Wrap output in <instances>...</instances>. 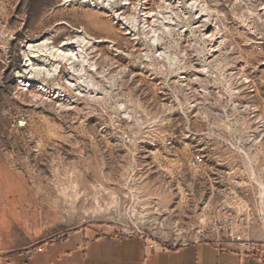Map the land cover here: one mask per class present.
Masks as SVG:
<instances>
[{
    "label": "rangeland",
    "instance_id": "1",
    "mask_svg": "<svg viewBox=\"0 0 264 264\" xmlns=\"http://www.w3.org/2000/svg\"><path fill=\"white\" fill-rule=\"evenodd\" d=\"M81 1L0 0V264L81 228L198 239L204 204L216 205L210 171L189 165L200 150L226 181L249 182L252 171L264 180V0H205L211 30L228 46L201 71L193 65L206 63L209 41L195 28L196 13L161 34L180 58L168 63L111 15L122 0L106 11ZM159 2L150 0L154 9ZM78 29L117 38L124 52L146 45L152 59H129L103 42L96 53L130 69L103 91L70 86L67 64L32 86L20 83L14 69L26 38L60 44ZM252 188L244 187L249 200Z\"/></svg>",
    "mask_w": 264,
    "mask_h": 264
},
{
    "label": "bare ground",
    "instance_id": "2",
    "mask_svg": "<svg viewBox=\"0 0 264 264\" xmlns=\"http://www.w3.org/2000/svg\"><path fill=\"white\" fill-rule=\"evenodd\" d=\"M86 1L82 0L80 3ZM88 1L106 11L112 1L116 0ZM121 4L120 10L114 11L112 9L109 12H112L111 15L120 21L125 34L135 40L139 37L146 38L155 50V57L164 59L168 63L180 62V58L164 45L161 34L165 32L170 34L172 26H178L189 12L196 13L194 15L196 19L195 28H198L201 36L209 41L206 63L203 64L202 68L200 66L197 68L196 64L193 65L195 70L205 69L206 65L214 63L227 49L226 38L222 34L220 35L218 31L211 30L213 27L211 19L214 10L205 0H160L156 9L152 7L150 0H122ZM77 33L66 37L60 44H57L49 35L41 38H26L23 45L24 63L14 69L17 78L21 79L20 83L32 86L36 79L52 77L59 67L66 64L69 65L70 69L68 84L85 94H95L98 91H103L109 84H115L118 78L126 76L130 70L128 65L122 67L114 65V61L110 56L96 53L98 45L103 42L113 43V46L116 47L119 43L117 38L95 37L84 29H78ZM115 50L118 53H124L129 59L131 57L144 61H151L152 59L150 50L146 45L142 48L132 45V50L128 52H124L118 46ZM133 51L138 52L134 53ZM182 54L186 55V53ZM100 58L101 60H99ZM116 67H118L117 70ZM238 72L243 73L242 68ZM185 77L182 76L183 79ZM43 88L48 90L45 85ZM259 127V130H264L263 125Z\"/></svg>",
    "mask_w": 264,
    "mask_h": 264
},
{
    "label": "built area",
    "instance_id": "3",
    "mask_svg": "<svg viewBox=\"0 0 264 264\" xmlns=\"http://www.w3.org/2000/svg\"><path fill=\"white\" fill-rule=\"evenodd\" d=\"M243 112L251 113V108ZM252 117L256 113H252ZM252 138V137H251ZM190 167L199 173L207 174L212 185V196L216 198V205H210L211 200L204 204V222L198 230L199 238L214 242L220 246L231 247L240 253L247 255L254 261L264 263V238H257V235L264 236V180H257V175L252 171L249 182H239L236 177L231 176L226 181L225 176L218 171L221 169L212 167V161L202 151L194 153L190 159ZM223 171V169H221ZM233 169L226 172L233 173ZM231 171V172H230ZM247 184L251 186L253 199L249 200L244 195L249 191L244 189ZM211 198V197H210ZM146 246L151 251H168L178 248L177 244L169 239H157L151 236H144ZM51 241H44L33 248L26 250V255L31 256L35 252H43L45 245Z\"/></svg>",
    "mask_w": 264,
    "mask_h": 264
},
{
    "label": "crops",
    "instance_id": "4",
    "mask_svg": "<svg viewBox=\"0 0 264 264\" xmlns=\"http://www.w3.org/2000/svg\"><path fill=\"white\" fill-rule=\"evenodd\" d=\"M251 260L233 246L204 239L168 251H151L143 235L95 233L81 228L52 240L43 252L28 256L22 251L15 264H251Z\"/></svg>",
    "mask_w": 264,
    "mask_h": 264
},
{
    "label": "water",
    "instance_id": "5",
    "mask_svg": "<svg viewBox=\"0 0 264 264\" xmlns=\"http://www.w3.org/2000/svg\"><path fill=\"white\" fill-rule=\"evenodd\" d=\"M251 264H257V263H255L254 261L251 260Z\"/></svg>",
    "mask_w": 264,
    "mask_h": 264
}]
</instances>
